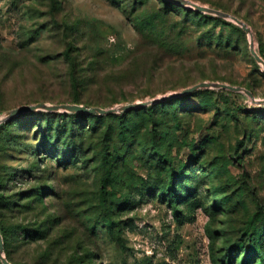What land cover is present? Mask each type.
<instances>
[{
	"label": "rangeland",
	"instance_id": "rangeland-1",
	"mask_svg": "<svg viewBox=\"0 0 264 264\" xmlns=\"http://www.w3.org/2000/svg\"><path fill=\"white\" fill-rule=\"evenodd\" d=\"M187 1L251 36L169 0H0L1 116L251 94L1 123L9 263L264 264V0Z\"/></svg>",
	"mask_w": 264,
	"mask_h": 264
},
{
	"label": "water",
	"instance_id": "water-1",
	"mask_svg": "<svg viewBox=\"0 0 264 264\" xmlns=\"http://www.w3.org/2000/svg\"><path fill=\"white\" fill-rule=\"evenodd\" d=\"M169 1H171L172 3L178 4V5H182V6H189V7L193 8L194 10L202 12V13L214 15V16L226 19V20L233 21L237 25H239L246 33H248L249 36H251L250 28L248 26H246L242 21L237 19L235 16H232L228 13H224V12H221L219 10H215V9L208 8L205 6H200L198 4H195V3L187 1V0H169ZM250 53L253 56V58L255 59V61L261 65L262 70L264 72V61L255 52L252 39L250 40ZM200 88H219V89H225V90H230V91H234V92L235 91H244L241 88L231 87V86L226 85V84L205 83L204 82V83L197 84L191 88H187L180 93L169 94V95H167L163 98H160V99H154L151 101L137 102V103H133V104L122 105V106H119L117 108H111V109H102L99 107L87 108L85 106L76 105V104L47 105V104L39 103L36 105H31V106L18 107V108H15V109L8 111L4 116L0 115V124L7 121V120L13 119L14 117H16L18 115H21L24 113H30V112H34V111H38V110L46 111V112H63V113H72V114L84 113V114H96V115H106V114L115 113V112L125 113V112L131 111L133 109L146 107L148 105H154V104H157L159 101L175 98V97L193 92V91L200 89ZM244 92H246L248 95L251 96V94L249 92H247V91H244ZM0 262L2 264H11L6 260L4 254H3V240H2L1 234H0Z\"/></svg>",
	"mask_w": 264,
	"mask_h": 264
},
{
	"label": "trees",
	"instance_id": "trees-1",
	"mask_svg": "<svg viewBox=\"0 0 264 264\" xmlns=\"http://www.w3.org/2000/svg\"><path fill=\"white\" fill-rule=\"evenodd\" d=\"M133 110H141V108H138V109H133ZM133 110L131 111H127L125 112L123 115H128L129 112H132ZM70 117H72L73 119H78V118H91V117H96V116H93V115H88V114H82V113H76V114H72L70 115ZM36 155H42L43 153V150L42 149H37L36 150ZM23 231H25V229L23 228ZM0 234H1V231H0ZM2 240H3V237H2ZM259 255V254H258ZM7 260V259H6ZM242 264H245V262L243 261Z\"/></svg>",
	"mask_w": 264,
	"mask_h": 264
}]
</instances>
